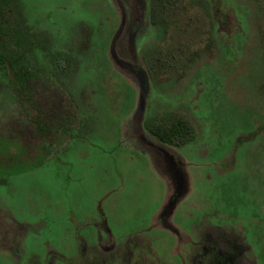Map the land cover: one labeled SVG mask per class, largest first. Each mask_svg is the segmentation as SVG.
I'll return each mask as SVG.
<instances>
[{
    "label": "rangeland",
    "instance_id": "obj_1",
    "mask_svg": "<svg viewBox=\"0 0 264 264\" xmlns=\"http://www.w3.org/2000/svg\"><path fill=\"white\" fill-rule=\"evenodd\" d=\"M161 1L9 0L36 74L0 71V264H264V0ZM174 118L170 173L143 120Z\"/></svg>",
    "mask_w": 264,
    "mask_h": 264
},
{
    "label": "trees",
    "instance_id": "obj_2",
    "mask_svg": "<svg viewBox=\"0 0 264 264\" xmlns=\"http://www.w3.org/2000/svg\"><path fill=\"white\" fill-rule=\"evenodd\" d=\"M161 2L166 4L165 0ZM156 9H158L157 6L149 4L148 17L151 25L155 23L158 18ZM13 10L14 8L10 6L9 0H0V71H5V74L10 79V84L22 91L25 84L27 85L33 80L36 74L31 59L33 43L31 39H29L30 31H26L22 27L21 20H19L17 16L11 15ZM65 60L68 61L67 58H65ZM59 67L62 68L61 66ZM140 68L148 75L141 63ZM43 101L48 102V109L42 108L40 104V106L38 105V107L36 106V108H34L26 120L27 130L26 132H22V136H27L28 139L48 136L50 133L55 132L54 129L61 131L65 129L64 126H66L67 123L66 118L69 119L68 114L67 117L64 116L62 118L65 119V121L61 122L62 119L58 109L61 110L65 107L62 98L58 94L54 96L52 100L50 98L48 101L44 98ZM55 105H57V107H55ZM57 112L59 117H57V121H54L51 117L54 118L53 113L56 114ZM52 126L56 127L54 128ZM143 128L145 132L157 142V144H154V149L162 153L161 160L170 173L174 169H178L182 161L183 163L187 162L179 149L189 144L194 138V129L188 121L182 118H174L169 119L164 124H155L147 123L143 120ZM176 183V187L180 188L182 182L178 181Z\"/></svg>",
    "mask_w": 264,
    "mask_h": 264
},
{
    "label": "water",
    "instance_id": "obj_3",
    "mask_svg": "<svg viewBox=\"0 0 264 264\" xmlns=\"http://www.w3.org/2000/svg\"><path fill=\"white\" fill-rule=\"evenodd\" d=\"M143 71V70H142ZM142 76H143V78H142V80H141V84H143L144 85V87H146L145 88V90H144V94L143 95H145V94H147V96H148V92L150 91V83H149V78H148V75H146V73L143 71V73H142ZM147 98V100H145V103H144V113H145V110H146V108H147V103H148V97H146ZM143 99V98H142Z\"/></svg>",
    "mask_w": 264,
    "mask_h": 264
},
{
    "label": "flooded vegetation",
    "instance_id": "obj_4",
    "mask_svg": "<svg viewBox=\"0 0 264 264\" xmlns=\"http://www.w3.org/2000/svg\"><path fill=\"white\" fill-rule=\"evenodd\" d=\"M147 4H148V9H149V2H148V0H147ZM180 187H181V186H180ZM174 195H176V196H177L178 194H176V193H175ZM169 210H170L169 208H166V211H165V213H166V212H168ZM165 213H164V214H165Z\"/></svg>",
    "mask_w": 264,
    "mask_h": 264
}]
</instances>
